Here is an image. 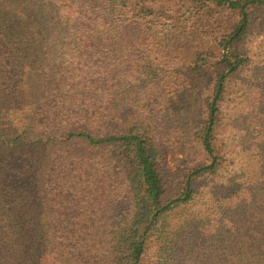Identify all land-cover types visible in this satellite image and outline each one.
<instances>
[{"label":"trees","instance_id":"1","mask_svg":"<svg viewBox=\"0 0 264 264\" xmlns=\"http://www.w3.org/2000/svg\"><path fill=\"white\" fill-rule=\"evenodd\" d=\"M0 264H264V0H0Z\"/></svg>","mask_w":264,"mask_h":264},{"label":"rangeland","instance_id":"2","mask_svg":"<svg viewBox=\"0 0 264 264\" xmlns=\"http://www.w3.org/2000/svg\"><path fill=\"white\" fill-rule=\"evenodd\" d=\"M231 109H229V112H230ZM228 144L232 147V149L234 150V152H236V150H238V148L235 146L236 142H237V139H238V136H237V132L235 130H230L228 132ZM176 161V157L175 156H172L170 158V165L171 166H174V162Z\"/></svg>","mask_w":264,"mask_h":264}]
</instances>
